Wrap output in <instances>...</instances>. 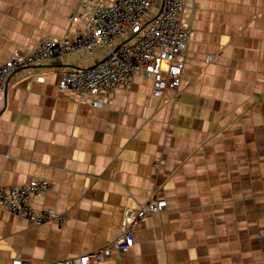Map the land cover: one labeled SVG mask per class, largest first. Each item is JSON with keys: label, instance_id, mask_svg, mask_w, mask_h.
Wrapping results in <instances>:
<instances>
[{"label": "crops", "instance_id": "obj_1", "mask_svg": "<svg viewBox=\"0 0 264 264\" xmlns=\"http://www.w3.org/2000/svg\"><path fill=\"white\" fill-rule=\"evenodd\" d=\"M81 2L0 0V65L78 29ZM185 18L194 38L168 103L143 76L97 107L59 89L65 71L96 62L83 53L10 79L0 185L51 181L32 206L65 221L35 226L0 207V264L95 250L152 193L167 209L147 216L128 253L95 264H264V0H189Z\"/></svg>", "mask_w": 264, "mask_h": 264}, {"label": "built area", "instance_id": "obj_2", "mask_svg": "<svg viewBox=\"0 0 264 264\" xmlns=\"http://www.w3.org/2000/svg\"><path fill=\"white\" fill-rule=\"evenodd\" d=\"M189 0H82L70 20L80 27L64 37L46 36L31 50H16L0 65V93L19 71L64 61L77 54L97 58L87 68L65 71L58 88L75 92L80 100L99 106L104 95L129 86L135 76L152 80V95L165 103L167 89L177 90L182 81L185 54L194 31L185 14ZM43 82L44 77L38 76ZM54 190L51 181L40 179L17 186L0 185V207L39 226L63 223L65 216L54 210H36L31 200ZM167 200L152 193L138 208L125 209L118 237L103 246L53 264H95L115 254H126L134 246L135 231L148 215L164 212ZM11 264H34L15 257Z\"/></svg>", "mask_w": 264, "mask_h": 264}]
</instances>
